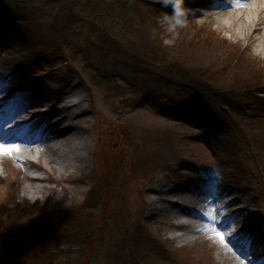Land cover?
I'll return each mask as SVG.
<instances>
[{
  "label": "rangeland",
  "instance_id": "374dc122",
  "mask_svg": "<svg viewBox=\"0 0 264 264\" xmlns=\"http://www.w3.org/2000/svg\"><path fill=\"white\" fill-rule=\"evenodd\" d=\"M83 1L84 2L78 3L80 9L77 8L76 15L83 19L85 22L84 25H86L84 27L87 31H89V28L93 29V27H95L94 25L97 23L91 15L100 18L103 9L107 10V14L116 17L118 21H122V23H119L121 27L130 28V30L127 28L125 32L118 33L116 36H103V39L108 41L107 47H105L107 53H111L118 61L122 59L124 63L127 62L129 65H127L126 69H128L127 73L129 75L130 66L139 68L136 63L140 65L146 63L148 66L147 72L137 75L134 83L129 81L130 78H126L125 80L123 76L121 79H118L117 82L114 81V88L112 90L116 97L115 102L112 101L113 98L109 92L106 94L113 105L117 107L118 111L117 114L106 113L104 117L105 121L103 122L106 129L111 123L118 124L117 122L119 120L122 121L125 119V126H130V131L127 132V129L120 128L121 131L117 133V136H122V138H143L145 132L143 129L149 125L157 128L156 133L160 135L152 138H161V140L168 143L175 141L174 148L181 154L182 158L189 154L192 155L193 152L194 155H203L204 152H206L208 158H211V156L219 159L221 158L220 161L214 163L218 166L225 162L223 160L230 157L224 148L231 146L237 147V144H240V138H259L264 136V123L260 121V114H262L264 110L261 104H259L258 107L256 106L257 96L255 93L264 86V31L258 35H252L249 32L247 33V31L245 33L243 31V34H241L237 29L238 22L233 21L229 16H224L220 24H217L215 20H217L218 17L214 16L211 18L210 12L202 8H197L195 6L197 4L193 2L194 0H185V7L188 8L191 11L190 14L194 16L193 22H189L187 19L183 26L177 27L174 31L168 30L169 25L164 20L165 15L154 16L148 5V13L140 8L144 19V21L140 23L137 17L134 19L132 17H130V19L125 16L121 17L112 7V4H108L110 0ZM139 1L143 2V0ZM146 1L147 0H145V2ZM127 2L128 0L123 3L127 4ZM131 2L133 1L130 0V5H128L130 6V13L139 6V2L135 4ZM55 9V7L53 9L35 7L30 11H26L28 15V24L39 19H45V16L42 17L39 10L47 13L51 10V13L54 14ZM171 9L173 10L172 7L165 9L168 15L173 13L172 11L170 12ZM226 11L231 14L233 9H228ZM80 12H82V14L86 13V15L82 16ZM201 12H205L206 15H201ZM137 13L139 12L137 11ZM102 22L103 21H101V23ZM224 22H228L229 24H225ZM55 23L56 22H54V24ZM134 26L141 28L140 34H137V31H132L131 28ZM14 28L15 26L7 30L5 29L0 36V72L3 70H11L15 66H19L27 73H22L21 70L17 71L15 72L18 74L15 76L16 78L24 74L27 77L26 83L28 84L38 81L44 85V90L48 92H57L61 90V85L58 84V81H52L49 78V73L48 75H41L40 72H38L39 69L34 70L32 65H28V68H26L25 64L30 60H33L35 64L41 63V61L38 58L27 56L28 52L32 50L33 47L31 40L29 37H26L27 44L19 46L18 41L20 40L21 34ZM73 31V28L66 29L62 39L61 51L59 50V55L65 59L63 61L70 66V68L61 67V69H64V72L70 69L78 73L77 75L89 80L90 77L87 74L91 73L90 70H94L93 60L97 62L96 64L101 66L103 71L112 69L109 64V60L113 58L112 55L106 56L103 54L102 47L96 44V40L93 42H86L87 38L91 40V34L89 32L86 33V31L76 30L77 34L75 36ZM142 32H144L145 35H143ZM47 33L51 34L52 29L47 30ZM143 36L161 41L162 48L160 49L158 45H151ZM168 41H170V43ZM78 43L83 47L87 46V49L81 51V56L76 55L75 48ZM156 49L161 52H167L170 55L167 54V57L162 55L161 58L155 56L154 52H157ZM21 51H23V53ZM118 64H121V62ZM121 68H125V66ZM220 70L223 71L221 74H219ZM155 71H158L160 74L163 73L171 78L172 81L169 80L172 84L171 91H164L157 83L153 82L151 74H154ZM184 77H187L189 81H193L195 78L199 79L200 82L207 87L212 83L214 88L221 89L229 95L235 96L227 103L222 104L215 103L208 96V102L213 103L212 108L224 119L222 120L223 122L215 128L217 131L220 130V132L216 133L214 130L207 128L204 124H201V119H199L200 121H194L195 118H197V110L189 107H185L182 112L179 113L182 119L175 118L176 122L183 120L185 125V127H183L184 130L179 125L169 126L164 123L165 121L163 120L167 119L157 112L159 105L167 104L168 107H175V102L180 103L178 100L182 98H185L186 102L191 104L196 100V96H181L179 90L175 86V82L173 81ZM68 84L76 85V88L86 104L85 108H90V101L81 84L76 82L74 78L69 80ZM68 84L64 89H68ZM101 91V89H95V100L99 101L102 106V97H104V95ZM145 91H147V95L141 96ZM152 91L159 92V95H150ZM234 101H239V103ZM120 106L125 108L121 109ZM107 107L108 106H102L101 109L106 111ZM124 109L130 110V116L125 115ZM183 113L187 114L186 116L188 119L187 117L183 119V117H185ZM118 115L121 116L119 117L121 119H117ZM189 117L192 118L189 119ZM94 120L92 124H94ZM107 120H109V122ZM110 120L112 122H110ZM225 120L229 123L227 124ZM85 121L87 123L88 119H85ZM109 131H112L111 127H109ZM86 136L90 139V151L88 153V158H90L91 151L93 150V141L90 134ZM109 137V134H106L105 138ZM232 138H236V140ZM124 158L130 160L131 169L135 159L131 160L132 157L130 159V151L124 155ZM231 158L232 157H230V159ZM115 165L118 169L120 162L115 163ZM181 167L183 166L178 164L173 166L172 170H181L183 169ZM186 169H188V166H186ZM102 171H106L105 166L102 167ZM67 172L71 171L68 170ZM6 174L10 178L13 175L11 172H8V170ZM162 175L163 173L158 172L155 177L154 186L145 189L142 195L152 190L157 191L160 188L163 190L165 185L159 182ZM227 186L234 187V185L230 183H227ZM234 190L236 191L238 189L234 188ZM13 193L14 192L10 191L8 184L0 187V214H2V219L10 226L12 234L19 236L22 242L21 245L10 241L7 245V248H10V254H18L22 258L21 264H58V261L76 262L78 264L82 262H88V264H102L101 259L92 262V255L90 257L87 256L92 251V247H94L92 253L106 255L105 253H107V251L110 252L108 246L118 244L120 240L122 242H127L131 239L127 236H121L120 230L127 227H123V220L120 217L112 223L114 225L112 229L104 226L103 222L90 214H85V217L78 220V222L74 220L71 223L68 220L70 213L75 212L79 207L68 206L70 210L65 209V211H67L64 213V209L61 208L63 202L57 197H55V199H48L50 196L49 193L38 195V199L31 203H25L23 199H19L18 197H16V199L13 198ZM100 193L104 195L103 192ZM255 194L250 196L252 199L251 202H259ZM242 204H245V202ZM28 207H30V209H28ZM31 210H35V214H32L34 212ZM250 210L252 213L255 211L256 214H254L260 219V223L257 225L258 229H264V219L261 214L262 209L258 205L252 204ZM10 211L11 213H9ZM114 216H116V213ZM61 224H69V227L71 225V230H66L65 227L60 226ZM153 227L158 231V234L155 235L157 237L154 238V241L158 243L157 248L161 245L167 252L172 253V255L168 256L170 259L164 260L162 264H221L217 261L218 257L220 260L222 259V261H230V264H237V262L227 257L226 250L227 248L229 249V247L224 242L226 240L223 239V241H221L219 235L211 236L210 238L207 237L206 240H203V238L206 237V235L203 234L202 236H198L196 240L189 242L188 245L180 247V245L176 246L173 242H170L167 237H164V232H159L157 226ZM65 231L68 233L66 234ZM111 231L113 232V237H109V240L104 239L107 244H98V240L93 242L90 241V236H107V233ZM115 231H119V233L117 234ZM159 236H163L167 240L164 241V239H161ZM156 242H154L155 245ZM54 253L57 256L55 259L57 263L53 260L54 257L52 255ZM114 260V257H109L110 264L112 261L115 262ZM147 263L151 264L148 261ZM115 264H119V262H115Z\"/></svg>",
  "mask_w": 264,
  "mask_h": 264
},
{
  "label": "bare ground",
  "instance_id": "6f19581e",
  "mask_svg": "<svg viewBox=\"0 0 264 264\" xmlns=\"http://www.w3.org/2000/svg\"><path fill=\"white\" fill-rule=\"evenodd\" d=\"M203 6H207V4ZM244 7L247 8L245 11L233 15V20L238 22L237 29L241 34L243 31L251 34L259 32L260 20L264 19V0L255 1L250 5L245 2ZM244 12L246 16L242 17ZM3 97L1 101L13 106V102H10L7 96ZM72 97L76 99L75 102L70 99ZM30 100H39V96L33 94ZM57 100H59V109L69 113L68 118L58 115L50 120L49 115L55 111V108L54 105L49 106L47 102L37 103V108L31 114L20 107L19 110L16 109L15 114L19 120L11 130L7 131L6 140L0 138L4 149H11V151H0V155L10 161L17 162L18 166L9 169L13 174L11 178L0 175V187L8 184L10 191L14 192L13 198L23 199L25 203L35 202L38 195L49 193L48 199L57 197L63 202L61 208L64 209V213L70 210L68 206L79 207L77 212L92 204L91 192L94 197L97 193V189L93 187L95 183L93 176L95 172L100 171V165L105 160L101 157L104 142L103 138H91L93 150L88 158L90 139L86 135L95 134V131H89L91 128L88 123L82 125L77 121L74 123L69 120L75 116L73 114L75 108L79 109L77 118L86 111L84 99L68 90L64 93V97L61 96ZM25 108L29 109V107ZM35 120L37 123L32 124L33 128L28 134L29 138L24 148L16 135L24 133L26 127ZM13 145L18 147H13ZM139 148L133 156L136 164L133 175L134 183L130 185L131 181L127 179L120 195L121 203L125 205L130 214V227L143 229L145 227L144 218L148 215L152 216V225L159 222L170 223L176 228L189 230L188 233L209 229L207 223H213L211 218L213 211L204 202L210 204L209 200L214 201L213 195H210L211 199L198 198V196H194L193 191L180 186L167 187L163 190L160 188L142 195L143 189L134 187L136 183L150 184L154 182L150 178L151 169L156 164L153 159L166 155L163 153L164 143H151L149 138H141ZM0 170L4 173L3 168ZM68 170L71 172H67ZM29 171L35 172L37 176H30ZM216 194L219 199L225 202L226 208L232 210L230 216L226 215L214 220L221 225L220 231L230 228L234 232L231 235V232L227 230L231 235L225 237L227 242L233 247L236 246L240 238L245 242H250L251 251L259 252L258 254L254 252L255 260L264 264V234L257 227L259 219L248 209L249 203L242 204L241 196L234 195L225 188L219 187L214 195ZM65 209L67 210L65 211ZM31 211L34 212L32 214H35V210ZM100 211L101 209L97 207L88 210V212L94 213ZM191 218L200 220L204 223L203 226L194 225ZM147 233L151 234L152 231L148 230ZM183 235L185 238L188 234ZM227 257L236 260L231 254H228ZM219 262L230 264L229 261H222V259H219Z\"/></svg>",
  "mask_w": 264,
  "mask_h": 264
},
{
  "label": "trees",
  "instance_id": "16d2710c",
  "mask_svg": "<svg viewBox=\"0 0 264 264\" xmlns=\"http://www.w3.org/2000/svg\"><path fill=\"white\" fill-rule=\"evenodd\" d=\"M63 2L61 3V4H65L64 5V7L63 8H61V9H66L67 10V12L66 13H70L71 12V6H73V4H74V0H62ZM103 3V2H102ZM121 3H123V2H121L120 0H110V3L108 2V4H112V7L116 10V12H118V14L122 17V16H125L126 18H129L130 19V17H132L133 19L135 18V17H137V19H138V21L140 22V23H142L143 21H144V19H143V13H142V11H140V9L139 8H137V9H135V10H132V12L130 13V6H128L127 4H121ZM58 8H60V7H58ZM73 8V7H72ZM139 12V13H137V11ZM65 11V10H64ZM61 14V13H60ZM65 15V14H64ZM63 16V15H62ZM109 18H112V15H109V14H107V10H104L103 9V11L101 12V15H100V18L99 19H96V31L98 32V34H100V37H101V35H102V37L104 36V35H113V36H116L118 33H122V32H125L126 30H127V28H129V27H121V25L119 24V23H122V21H116V20H111V19H109ZM123 19V18H122ZM105 20V21H104ZM125 20V19H124ZM101 21H103L102 23H101ZM124 22H128V21H124ZM98 29V30H97ZM132 29V31H134V32H136L137 31V34H140V30H141V28H139V27H137V26H134V27H132L131 28ZM129 30H130V28H129ZM142 34L143 35H145V33L144 32H142ZM141 37H142V35H141ZM144 38H145V40H148L149 42H150V44L151 45H153V46H156V45H158V47L161 49L162 48V46H161V44H162V42L161 41H158L157 39L156 40H154V39H151V38H149V37H146V36H143ZM102 39V38H101ZM164 48V47H163ZM157 50V49H156ZM170 52H172V51H170ZM167 52H161V51H158L157 50V52H154V55L155 56H158V57H160L161 58V56L162 55H164L165 57H167L168 55H170V54H168ZM113 178H110L108 181L107 180H105L104 181V185L106 186V188H111V192H112V194H114V196H113V199H116L115 198V194L117 195V193L118 192H116V190H115V183H113ZM107 195V194H106ZM113 199H110V201H109V203H111V202H113L112 200ZM85 215H84V213H83V211H81V210H79V213H77V214H75V219L74 220H76V219H82L83 217H84ZM60 226H62V225H60ZM63 227H65L66 228V230L68 229V230H71V226L69 227V226H63ZM75 231V230H74ZM65 233L67 234L68 232L67 231H65ZM94 239V240H93ZM99 239V238H98ZM97 238H95V237H93V236H91L90 237V241L91 242H93V241H95V240H98ZM98 243V242H97ZM93 249H94V247H92V251H93Z\"/></svg>",
  "mask_w": 264,
  "mask_h": 264
},
{
  "label": "clouds",
  "instance_id": "9594fccd",
  "mask_svg": "<svg viewBox=\"0 0 264 264\" xmlns=\"http://www.w3.org/2000/svg\"><path fill=\"white\" fill-rule=\"evenodd\" d=\"M164 7L171 5L173 13L171 15H165L164 20L169 25V31H174L177 27L183 26L191 13V11L185 7V0H162ZM170 43V41H168Z\"/></svg>",
  "mask_w": 264,
  "mask_h": 264
},
{
  "label": "snow or ice",
  "instance_id": "6c2138e0",
  "mask_svg": "<svg viewBox=\"0 0 264 264\" xmlns=\"http://www.w3.org/2000/svg\"><path fill=\"white\" fill-rule=\"evenodd\" d=\"M240 0H236V3H239ZM13 147H18V146H13ZM0 151H11V149H4V147L2 145H0ZM218 235L220 236L221 241H223L224 237L222 233H218Z\"/></svg>",
  "mask_w": 264,
  "mask_h": 264
}]
</instances>
